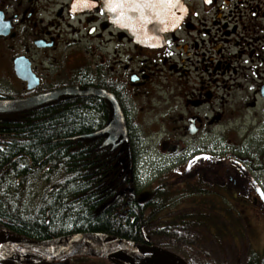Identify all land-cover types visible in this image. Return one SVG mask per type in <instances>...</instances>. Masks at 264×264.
Listing matches in <instances>:
<instances>
[{"label": "flooded vegetation", "instance_id": "af4514ba", "mask_svg": "<svg viewBox=\"0 0 264 264\" xmlns=\"http://www.w3.org/2000/svg\"><path fill=\"white\" fill-rule=\"evenodd\" d=\"M140 1L0 0V100L67 92L0 112V227L43 225L40 237L54 238L78 233L59 234L67 213L85 223L108 214L142 240L212 239L223 254L233 244L234 264H264V0H175L149 45L126 20ZM68 107L78 130L35 156L29 131ZM117 108L127 140L112 149L94 133Z\"/></svg>", "mask_w": 264, "mask_h": 264}, {"label": "water", "instance_id": "95a60500", "mask_svg": "<svg viewBox=\"0 0 264 264\" xmlns=\"http://www.w3.org/2000/svg\"><path fill=\"white\" fill-rule=\"evenodd\" d=\"M175 0H142L138 2L141 14L126 18L129 24L144 32L134 33L135 42L143 45L155 44L161 33L169 29L170 13ZM137 5V4H136ZM67 92H52L27 100H0V112L30 108ZM70 93V92H69ZM121 114L117 108L113 120L104 130L94 134H107L105 145L115 149L118 143L127 140ZM92 134V135H94ZM91 135V136H92ZM119 137L121 139L115 142ZM144 242L133 241L121 236L103 232H81L67 234L49 241L33 240L0 228V264L3 261L27 262L31 260L61 259L71 256H93L106 260H115L120 264H188L180 255Z\"/></svg>", "mask_w": 264, "mask_h": 264}, {"label": "trees", "instance_id": "16d2710c", "mask_svg": "<svg viewBox=\"0 0 264 264\" xmlns=\"http://www.w3.org/2000/svg\"><path fill=\"white\" fill-rule=\"evenodd\" d=\"M75 122H76V115L74 113L73 108L72 107L65 108L64 110H62V112H60V114L56 116H50L48 120L42 121L41 123L36 125V127L32 128L31 131H29L28 147L32 149L35 156H39L40 154L43 153L46 154L48 153L50 155L56 154V151L58 150L60 151L62 147L59 148L52 147L50 144L53 141L64 138L69 134H72L74 131L78 130L77 123ZM64 172L65 173L60 180L63 182L64 186L69 188V191L67 190L65 192V197L67 199L74 192V185L72 184L74 178L73 177L74 170L66 167L64 169ZM55 173L57 174V171ZM49 180L48 182H50ZM66 203L67 200L65 201V204ZM50 205L52 206V204ZM64 208L67 209V206L65 205ZM132 214H137V211L136 210L128 211L126 217L130 218V215ZM66 216L68 217V219H71V222L68 221L66 218H64L65 220H67V222L63 226L62 231L59 234L69 233V231L70 232H83V231L104 232V233L121 236L122 238L142 241V237L139 230L140 227H136V226L132 227V225L122 226L121 224H115V223L111 224V222L109 221L110 219L108 214H105L102 217H98L96 219H91V221L88 223H85V219H83L84 217L81 218L78 217L77 221L72 219L73 218L72 212L69 214L67 213ZM146 216H148L149 219L154 218L153 212H147ZM19 226L20 227H16L17 231L22 232L21 230H23L22 233H24V235L38 239H42V237L40 236H44L47 231L45 229L46 226L43 225L30 226L26 224V226H23L20 224ZM93 259L95 260L92 262L89 261L90 262L89 264H120L114 260L113 261L104 260V259L102 260L101 258H93ZM19 264H52V263L40 262V261L39 262L27 261Z\"/></svg>", "mask_w": 264, "mask_h": 264}, {"label": "rangeland", "instance_id": "374dc122", "mask_svg": "<svg viewBox=\"0 0 264 264\" xmlns=\"http://www.w3.org/2000/svg\"><path fill=\"white\" fill-rule=\"evenodd\" d=\"M151 171H147L144 175L147 177ZM56 177L55 182H57ZM59 181V180H58ZM50 183V182H49ZM154 244L164 246L172 251L182 255L190 264H234L233 259V244L225 245V253L220 249V244L216 240L209 239L208 241H188V243L175 242L172 239L156 238Z\"/></svg>", "mask_w": 264, "mask_h": 264}, {"label": "bare ground", "instance_id": "6f19581e", "mask_svg": "<svg viewBox=\"0 0 264 264\" xmlns=\"http://www.w3.org/2000/svg\"><path fill=\"white\" fill-rule=\"evenodd\" d=\"M72 169V168H71ZM74 170V169H73ZM58 172V171H60L59 170V168H57V169H55V172ZM55 172H53L52 174H50L49 175V177H47L48 178V180L50 181V182H55V179H56V176H57V174L55 173ZM63 193H64V197H65V192L68 190L69 191V188L68 187H66V186H64L63 185ZM61 189V188H60ZM56 194V193H55ZM66 201V200H65ZM49 207H51V205H48ZM7 220H11L12 218L11 217H7L6 218ZM26 219V217H25V215H23V214H21V213H18V212H16L15 211V218H14V220L16 221V220H25ZM19 224H21V225H23V226H26L24 223H19ZM1 229H3V230H7V231H9L10 233H13L11 230H8V229H6V228H2V227H0ZM104 233V232H103ZM13 234H17V233H13ZM17 235H20V234H17ZM20 236H23V237H26V238H29V239H33V240H41V241H46V240H50V239H54V238H57V237H60V236H57V237H54V238H45V239H38V238H33V237H29V236H26V235H20ZM42 260H45V261H48L49 259H47V258H41ZM12 263H14V264H17L16 262H12ZM2 264V263H1Z\"/></svg>", "mask_w": 264, "mask_h": 264}]
</instances>
